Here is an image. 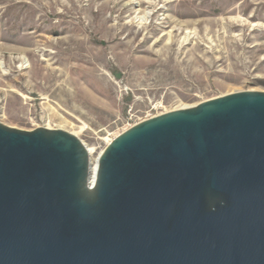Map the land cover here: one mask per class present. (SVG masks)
<instances>
[{
	"label": "water",
	"instance_id": "95a60500",
	"mask_svg": "<svg viewBox=\"0 0 264 264\" xmlns=\"http://www.w3.org/2000/svg\"><path fill=\"white\" fill-rule=\"evenodd\" d=\"M0 122V264H264V91L144 119L98 156Z\"/></svg>",
	"mask_w": 264,
	"mask_h": 264
},
{
	"label": "rangeland",
	"instance_id": "374dc122",
	"mask_svg": "<svg viewBox=\"0 0 264 264\" xmlns=\"http://www.w3.org/2000/svg\"><path fill=\"white\" fill-rule=\"evenodd\" d=\"M264 91V0H0V122L76 134Z\"/></svg>",
	"mask_w": 264,
	"mask_h": 264
},
{
	"label": "bare ground",
	"instance_id": "6f19581e",
	"mask_svg": "<svg viewBox=\"0 0 264 264\" xmlns=\"http://www.w3.org/2000/svg\"><path fill=\"white\" fill-rule=\"evenodd\" d=\"M89 148V147H88ZM89 151L91 152V149L89 148ZM97 167H98V157H97V160H95V162L92 161V178L95 177V174H96V171H97Z\"/></svg>",
	"mask_w": 264,
	"mask_h": 264
}]
</instances>
